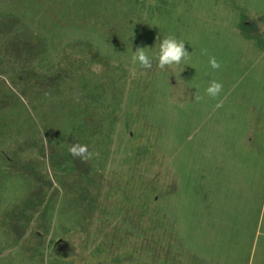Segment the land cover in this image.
<instances>
[{"label": "rangeland", "instance_id": "rangeland-1", "mask_svg": "<svg viewBox=\"0 0 264 264\" xmlns=\"http://www.w3.org/2000/svg\"><path fill=\"white\" fill-rule=\"evenodd\" d=\"M99 1L111 9L99 21L111 20L114 52L129 66L115 73L94 66L116 81L109 99L122 103L104 143L108 157L95 185L73 186L72 197L63 188L46 205L38 151L8 148L38 169L16 178L1 148L0 171L12 175L0 174V264H264V0ZM170 35L185 42L190 59L162 72L132 60L137 47L155 58L159 39ZM213 80L223 85L216 98L206 94ZM74 83L61 94L77 100ZM99 111L86 121L95 159L94 144L110 129ZM68 112L59 110L57 123L79 126ZM87 188L98 192L96 208L79 198ZM74 198L88 212L79 220Z\"/></svg>", "mask_w": 264, "mask_h": 264}, {"label": "trees", "instance_id": "trees-1", "mask_svg": "<svg viewBox=\"0 0 264 264\" xmlns=\"http://www.w3.org/2000/svg\"><path fill=\"white\" fill-rule=\"evenodd\" d=\"M98 3L101 2L0 0V149L4 148L5 162L12 163L14 169L10 170L16 178L29 176L19 170L38 169L35 161L31 162L32 166L28 164L30 167L22 165L9 155L8 148H12L14 154H20L21 148L38 151L47 171L38 170L35 177L42 183L38 185V192L47 194L46 205L50 202L54 205L55 197L63 188L72 197L73 186L77 185L79 189L83 184H96L95 177L99 176L102 160L108 157L104 143L109 142V134L119 125L117 117L122 103L118 97L109 99V95L115 92L116 81H110V76L102 71L98 73L94 66L104 67L106 71L110 68L115 73L128 65L124 64L125 55L114 52L117 40L114 35L110 37L111 20L99 21L103 17L108 19L111 9ZM97 9L99 12L95 18L93 14ZM69 81H75L76 95L81 94L77 95L78 99H87L88 106L81 108L78 99L61 94ZM65 107L80 123L79 126H73L75 121L67 124L61 119L57 123L56 113ZM95 110L107 111L108 117L103 120L108 122L110 129L105 134L106 140L100 139L94 144V152H100L99 159L92 155L91 160L83 162L74 158L68 149L73 143L88 146L87 139L93 131L86 121L96 116ZM56 125L58 127L54 129ZM100 129L99 124L97 132ZM0 174L4 179L12 175L8 170L0 171ZM44 186H47L46 191ZM67 194L63 199L68 198ZM79 198L86 200L84 204L96 208L99 197L97 190L87 188ZM72 200L75 203L71 204L69 200V205L74 208L76 220L88 214L83 205H79L82 203L77 204L75 198ZM93 208L90 207L91 212ZM54 246L60 248V240H56Z\"/></svg>", "mask_w": 264, "mask_h": 264}, {"label": "clouds", "instance_id": "clouds-1", "mask_svg": "<svg viewBox=\"0 0 264 264\" xmlns=\"http://www.w3.org/2000/svg\"><path fill=\"white\" fill-rule=\"evenodd\" d=\"M253 18H256L253 16ZM261 34H264V28L261 27ZM159 39V38H158ZM159 50L155 58L151 57L147 52V47H137L133 52L132 60L139 64L142 69L153 70L157 72H162L166 70H171L174 66L180 65L181 63L190 59L191 54L187 51L185 47V42L178 40L174 36H167L163 39H159ZM209 64L212 69H219L220 63L215 57H211ZM174 73V72H170ZM134 75V74H133ZM223 90V85L216 80L210 82L206 89V94L212 98H216ZM195 99L199 101L202 99L201 96L196 95ZM223 106V101H219L216 104L217 108ZM69 153L74 158H79L81 161L86 162L93 155L88 151V146L80 143H73L69 146Z\"/></svg>", "mask_w": 264, "mask_h": 264}]
</instances>
